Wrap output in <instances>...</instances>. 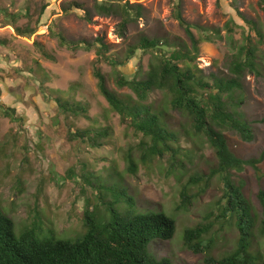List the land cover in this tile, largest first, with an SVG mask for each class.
<instances>
[{"label":"rangeland","instance_id":"374dc122","mask_svg":"<svg viewBox=\"0 0 264 264\" xmlns=\"http://www.w3.org/2000/svg\"><path fill=\"white\" fill-rule=\"evenodd\" d=\"M130 1L142 6V17L121 34V17L98 14L96 0H0V104L15 111H10L12 118L0 108V206L12 217L18 233L38 219L45 232L53 229L60 239H75L84 232V202L90 199L106 212L103 202L113 200L111 188H125L139 211H163L176 220L174 237L155 240L151 252L159 259L169 258L172 264H201L206 254L194 253L184 244L187 228L212 225L205 238L210 244L209 254L215 257L231 253L239 237L233 224L215 216L223 195L219 176L209 178L217 166L215 150L205 135L195 133L188 114L174 109L168 94L156 90L147 103L161 111L168 126L179 134V143L174 146L179 165L173 168L168 157H156L144 164L140 148L143 136L121 122L98 90L93 74L96 48L87 51L63 46L60 37L69 44L102 38L110 47L107 55L121 61L142 37L166 38L185 50L191 42L176 18L179 9L195 26L197 38L198 27L221 31V37L213 36L199 45L194 64L201 74H228L233 46L249 32L241 13L263 22L261 0ZM232 20L237 26L232 24L234 32L228 36L225 26ZM17 27L24 32L36 31L31 37L19 36ZM152 55L139 49L122 70L128 75L137 71L142 75ZM100 67L111 90L134 96L129 88L116 85L111 65L102 61ZM56 97L86 104L87 116L61 111ZM234 98L229 102L251 124L254 139L246 142L232 129H225L224 135L238 157L258 158L264 151V72L262 76L246 73L243 89ZM94 128L110 132L102 147L69 138L71 129ZM129 154L137 164L136 173L128 169ZM259 168L257 173L246 166L234 175L243 183V192L257 213L262 211L258 192L264 190V160ZM196 177L202 180L194 182ZM184 189L192 202L181 208ZM125 206L122 203L119 208ZM254 251L264 264V239L256 241Z\"/></svg>","mask_w":264,"mask_h":264},{"label":"trees","instance_id":"16d2710c","mask_svg":"<svg viewBox=\"0 0 264 264\" xmlns=\"http://www.w3.org/2000/svg\"><path fill=\"white\" fill-rule=\"evenodd\" d=\"M76 6L82 8L79 4ZM260 7L264 13V0L260 1ZM94 9L100 15L120 16L121 34L142 17V6L130 0H96ZM241 17L249 27V32L243 34L238 46H233L228 74L211 73L208 77L201 74L194 60L200 52L201 41H211L213 36L221 37V31L198 27L200 36L197 38L193 32L195 26L184 19L179 9L176 18L191 42V46H186L185 50L166 38L142 37L137 45L128 49L126 61H121L107 55L110 47L102 38H96L93 43L79 41L69 44L64 37H60L63 46L87 51L96 48L93 74L97 79L98 90L110 108L119 115L121 122L143 136L140 148L144 164L156 157H168L173 168L179 165L178 150L174 147L179 143V134L168 126L161 111L147 103L150 94L156 90L166 92L169 104L188 114L195 133L205 135L215 150L217 166L209 178L219 176L223 188V195L217 203L219 213L215 216L218 220L233 224L239 237L231 253L215 257L209 254L210 244L205 238L210 234L212 225L203 223L187 228L184 231V244L194 253L206 254L201 264H260L254 247L256 241L264 239V190L258 192L262 211L257 213L243 192V183L236 181L234 175L246 166H251L259 173L264 151L258 158L242 159L230 149L224 135L225 129H232L246 142L254 139L251 124L243 119L229 101H235V93L243 89L246 73L262 76L264 72V48L261 47L264 45V21L249 19L242 13ZM232 24L237 26L233 20L225 26L228 36L234 32ZM35 31L31 29L24 32L16 28L17 34L24 37H31ZM139 49L153 53L148 70L142 75L140 71L133 76L128 75L122 68L136 56ZM192 52L194 57L191 56ZM102 61L113 67L116 85L129 88L134 96L120 95L108 87L100 67ZM54 101L65 113L87 116L86 104L61 97H56ZM0 108L7 116L14 118L10 114L14 109L2 104ZM109 136L107 129L95 128L71 129L69 134L71 140L89 141L93 147L105 145ZM127 160L129 171L136 173L137 164L132 154L127 156ZM201 180L197 177L193 179L194 182ZM100 186L104 188V185ZM111 194L113 200L103 202L106 212L90 199L84 202V232L75 239H60L53 229L45 232L38 219L32 227H26L18 233L14 220L0 206V264H172L167 257H156L150 246L155 240H171L176 233V220L163 211H139L134 197L125 188L113 187ZM99 199L102 200L101 190ZM191 202V195L184 189L180 207L186 208ZM122 203L126 205L124 209L119 208Z\"/></svg>","mask_w":264,"mask_h":264}]
</instances>
